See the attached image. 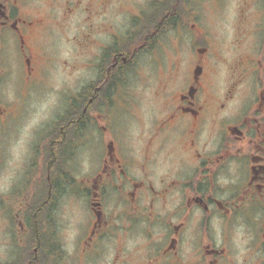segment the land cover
Instances as JSON below:
<instances>
[{
    "label": "flooded vegetation",
    "instance_id": "obj_1",
    "mask_svg": "<svg viewBox=\"0 0 264 264\" xmlns=\"http://www.w3.org/2000/svg\"><path fill=\"white\" fill-rule=\"evenodd\" d=\"M227 2L0 0V264H264V0Z\"/></svg>",
    "mask_w": 264,
    "mask_h": 264
},
{
    "label": "rangeland",
    "instance_id": "obj_2",
    "mask_svg": "<svg viewBox=\"0 0 264 264\" xmlns=\"http://www.w3.org/2000/svg\"><path fill=\"white\" fill-rule=\"evenodd\" d=\"M244 1L245 0H228L227 14H226L227 19L222 20L221 27L227 26L229 29L240 27V25L238 26L240 21L238 20L236 14L242 11L243 9H246V4H244ZM246 1L254 2V0H246ZM247 11H252V7L250 6L247 9ZM253 11L254 12H252L253 14L251 15V19L254 20L256 18H259L260 15L256 14L254 9ZM260 21L261 19L259 20V22ZM217 26H220V20L218 21ZM55 56H56V59H59L62 63H64L65 61H69L71 59V53L70 51L67 50V46L64 44L60 46L58 44L55 50ZM80 68L81 66L79 65L78 67L79 71H80ZM77 75L78 73H76L73 77ZM68 81H70V79L68 78V75H66L64 71L60 72L58 70L56 73L55 79L49 84V87L52 90L51 93H48V89H46L45 87L46 90L44 89L39 95H36L37 97L34 99V104L39 110H41L40 119L48 115V113L44 111L55 109V108L58 111L62 109V105L64 104V98L61 96L66 91V87H68ZM30 107L31 106H29L28 108L29 109L28 116H26L24 120V133H25L24 150L25 152L27 151V148H28V140L30 139V136H29L30 131L37 125V123H39V120H40L37 111L33 110L32 107L31 108ZM62 227L64 229L63 224H62ZM63 234H64V231H63ZM47 244L48 245H46L43 248V250L48 251L49 248L52 247V245H50L48 242ZM64 248L66 249V244H64ZM7 251H10V246H8V244H1V241H0V253L7 252Z\"/></svg>",
    "mask_w": 264,
    "mask_h": 264
}]
</instances>
